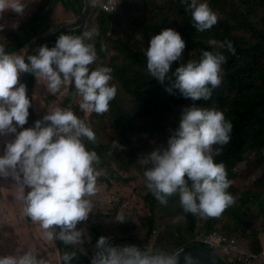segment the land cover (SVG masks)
Returning <instances> with one entry per match:
<instances>
[{"label":"trees","instance_id":"obj_1","mask_svg":"<svg viewBox=\"0 0 264 264\" xmlns=\"http://www.w3.org/2000/svg\"><path fill=\"white\" fill-rule=\"evenodd\" d=\"M29 1L30 16L19 28L12 27L7 13L0 14V24L4 25L0 29V44L6 51L23 55L22 49H28L48 26L78 16L83 6V0ZM208 3L218 22L204 32L192 26L191 16L181 0H124L113 13L96 9L85 25L68 33L78 35L98 30V35L86 41L94 45L97 54L90 70L101 66L110 68V83L117 88L116 97L104 114L82 112L80 97L72 84L62 102L63 106L67 105L74 95L71 108L95 132V141L85 138L84 143L100 157L97 168L102 173L97 181L99 191L90 197L93 209L89 218L77 225L85 230L86 242L76 247L78 257L73 264H90L96 242L102 235L114 245L134 244L152 251L165 250L175 241L176 246L169 251H177L189 245L199 233L220 230L236 234L243 226L252 227L256 223L249 217L245 204L251 203L254 193L264 194V0H208ZM164 28L175 29L186 41L184 61L198 59L203 50L223 52L226 56L220 86L210 99L195 101L199 106L220 109L233 124L231 140L223 146L216 161L226 166L232 182L229 192L235 197V203L219 217L186 213L178 196L169 198L166 206L161 205L145 186L143 173L151 164L142 161L154 148L167 145L178 126L182 107L194 103L178 91L169 94L147 71L143 50ZM56 39H49L45 44L52 47ZM210 40L231 41L235 55L226 48H213ZM177 66L178 62H174L173 71ZM39 78L32 74L33 89ZM24 127H30L29 117ZM12 138L0 136V154L5 141ZM113 141H118L123 148H113ZM17 191L10 178H0V200L11 218L15 236L25 250L35 249L49 264H59L56 241H46L39 224L25 216ZM105 193L114 198H102ZM127 202H131L130 207L126 206ZM95 211L103 214L95 215ZM119 213L127 219L124 223L117 221L116 229H112V220ZM259 213H264V207ZM250 239L253 249L259 248L258 238ZM65 248L73 250L72 246Z\"/></svg>","mask_w":264,"mask_h":264},{"label":"clouds","instance_id":"obj_2","mask_svg":"<svg viewBox=\"0 0 264 264\" xmlns=\"http://www.w3.org/2000/svg\"><path fill=\"white\" fill-rule=\"evenodd\" d=\"M110 3L111 7L106 11L116 12L120 7L113 11L117 0H110ZM181 3L190 14L196 31L204 32L217 24L218 17L208 0H181ZM26 6V0H0V14L10 9L23 15ZM100 8L103 7L93 5L91 0L89 17ZM3 27L0 24V29ZM71 31L52 37H57L54 46L40 45L27 56L28 49L21 55L6 51L0 44V136L13 137L5 141L3 154H0V178H10L14 182L25 216L39 224L46 241L56 240L64 246H72L71 251L67 248L61 251L59 264H73L78 257L76 247L86 242L85 230L77 225L89 218L93 209L90 197L99 191L97 181L102 173L97 168L100 157L84 143L85 138L94 142L95 132L71 108L74 95L64 106L50 108L51 104L45 103L44 111L38 113L35 102L37 82L42 80L39 81L42 89L53 94L46 100L55 99L62 88L63 95L59 98H63L72 84L75 94L80 97L79 109L85 114H104L117 94V88L110 83V68L101 66L90 70L97 54L94 45L86 41L98 35V30L78 35L68 34ZM209 44L213 48H226L235 55V48L229 40H210ZM185 47L186 41L178 31L164 28L143 50L150 76L164 85L169 94L178 91L194 102L182 107L178 126L169 136L167 145L154 148L142 161L151 164L143 173L145 186L161 205L166 206L169 198L178 196L186 213L219 217L235 203V197L229 192L232 182L226 166L222 161H216L223 146L231 140L233 124L220 109L199 106L195 101L210 99L220 86L226 56L223 52L203 50L198 59L184 61ZM174 62H178V66L173 71ZM23 73L40 77L36 87H32L37 119L31 127H24L28 123L32 97L20 81ZM112 147L123 148V145L113 141ZM255 194H260L262 200L256 211L259 213L264 207V194L254 193L250 204L256 199ZM116 219L124 223L127 217L119 213ZM240 231H244L243 227L236 234L220 230L199 233L185 247L200 244L221 256L225 253L217 252L199 240V237L218 233L235 239L239 248L257 256L248 264L259 258L264 260V254L260 257L253 251L249 239L252 236L239 234ZM95 249L90 264H179L181 255L179 250L152 251L134 244L114 245L103 235L98 238ZM39 253L30 247L26 250L18 247L13 253L0 255V264H49L48 259ZM225 255L222 257L231 261L230 264H242L235 257ZM184 264H198V261L185 252Z\"/></svg>","mask_w":264,"mask_h":264},{"label":"rangeland","instance_id":"obj_3","mask_svg":"<svg viewBox=\"0 0 264 264\" xmlns=\"http://www.w3.org/2000/svg\"><path fill=\"white\" fill-rule=\"evenodd\" d=\"M29 2H30L29 0H26L27 6L25 8L23 15H18L10 9L5 10L2 13V14H4V13L8 14V18L11 20L12 27L19 28L21 23L30 16L31 5L29 4ZM25 50H26L25 48L22 49V52H24ZM20 81L23 82L22 74L20 76ZM39 81H42V80H38L37 83H39V85H38L37 89L35 90V102H36V109H37L38 113H42L44 111L45 103L51 104L50 108H54V106L56 107L58 105L63 104L62 102L65 100V97L59 98L63 95V90H64L63 88L58 93H56L55 99L51 97L50 100H46L47 97H50L53 94L50 93L47 89H42V82H39ZM255 195H256V199L253 200L252 204L246 203L245 206H246V210L249 214V217L253 218L256 223H253L252 227H249L247 225L243 226L244 231H240L239 234H245L247 236H252V237H255L256 235H258L260 237L262 235V238H264V225H263L264 213H257L256 212L258 209V206L262 204V200H260V194H255ZM102 198L109 199L110 197L107 193H105L104 197H102ZM112 198H114V196H112L110 199H112ZM1 201L2 200H0V255H4V254L13 253L16 251V249L18 247H22V246L14 234L11 218H10L8 212L6 211V208H4L3 202H1ZM126 206L130 207L131 202H127ZM97 214H103V212L95 211V215H97ZM103 218L105 219V217H103ZM107 222H110V220L107 219ZM112 222L113 223L110 226L112 227V229H116L117 224H115V223L117 222V220L113 219ZM261 222H263V223H261ZM253 232L256 233V235ZM154 235H157V232ZM258 242H259L258 243L259 249H256V250L253 249V251L254 252L257 251L256 253L260 257H262L263 250L261 247H262V244H264V242L262 244H260L261 239H258ZM176 244H177V242L171 241L169 243V245H167L165 247V250L169 251V250L173 249L176 246ZM221 256L225 257L226 255L221 254ZM251 264H264V260L259 258L255 261H253Z\"/></svg>","mask_w":264,"mask_h":264},{"label":"water","instance_id":"obj_4","mask_svg":"<svg viewBox=\"0 0 264 264\" xmlns=\"http://www.w3.org/2000/svg\"><path fill=\"white\" fill-rule=\"evenodd\" d=\"M90 7H91V0H83V7L79 16L50 25L47 29L44 30V32L38 35L31 42V45L29 46L25 56L32 54L34 49L38 48L40 45L45 44V42L50 38L57 36L61 33L69 32L71 30L81 27L86 22V20L88 19L91 13ZM23 83L26 85L27 94L29 95L30 98L32 97V106L29 109V118H30V127H31L34 125V122L37 119L35 112V105H34L33 90H32L31 73H23ZM56 245H57V253L59 259L61 255V251L65 249V246L60 241H56ZM179 251L181 252L179 264H184L185 252L190 253L193 257H195L198 261V264H230V262L227 261L225 258L218 255L217 253H214L211 250L206 249L204 246L200 244H193Z\"/></svg>","mask_w":264,"mask_h":264},{"label":"built area","instance_id":"obj_5","mask_svg":"<svg viewBox=\"0 0 264 264\" xmlns=\"http://www.w3.org/2000/svg\"><path fill=\"white\" fill-rule=\"evenodd\" d=\"M123 0H117V4L113 11H115ZM93 5H101L105 10L111 7L110 0H93ZM111 11V12H113ZM200 242L210 246L217 252L225 253L229 256L235 257L242 264H248L257 256L253 253H249L238 247L235 239H230L222 234H212L207 237H199ZM264 254V253H263Z\"/></svg>","mask_w":264,"mask_h":264},{"label":"crops","instance_id":"obj_6","mask_svg":"<svg viewBox=\"0 0 264 264\" xmlns=\"http://www.w3.org/2000/svg\"><path fill=\"white\" fill-rule=\"evenodd\" d=\"M255 198H256V197H255ZM258 239H261L260 244H262V243L264 242V238H262V235H261L260 237L258 236ZM258 239H257V240H258ZM258 247H259V244H258ZM261 248H262V250L264 251V244H262V247H261ZM257 249H259V248H257Z\"/></svg>","mask_w":264,"mask_h":264}]
</instances>
